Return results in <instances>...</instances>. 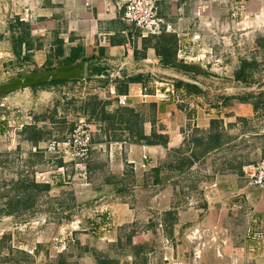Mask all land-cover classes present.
I'll use <instances>...</instances> for the list:
<instances>
[{
	"label": "crops",
	"instance_id": "obj_1",
	"mask_svg": "<svg viewBox=\"0 0 264 264\" xmlns=\"http://www.w3.org/2000/svg\"><path fill=\"white\" fill-rule=\"evenodd\" d=\"M236 1L238 0H221L212 3L209 16L213 19L214 31L220 33L233 26L231 13ZM246 10L250 15L252 28L245 29L244 33L253 36V52L261 53L262 47L258 44L261 43V38H264V0L246 1ZM25 13L34 15V22H24L22 18ZM159 15L169 33L186 31L208 33L205 24L196 20L193 5H183L179 0H165L160 5ZM122 17L123 9L118 0H0V70L7 63H11V67L18 65V68L20 66L28 68L29 65H36L38 68L45 66L58 41L62 43L65 57L80 49V61L95 57L96 66L103 71L101 76L91 81L106 82L107 86L97 91V98L106 104L107 113L113 114L119 109L150 108V105L155 104L158 109L155 126L150 123V115L144 113L145 135L149 136L154 128L158 134L169 138L167 147L149 145L146 141L137 140L136 137L133 139L126 131L113 133L110 131L108 136L105 133L106 123L90 121L95 126L94 138H98L97 146L122 141L127 145L126 150L117 155L115 163H111L108 156L103 153L106 156L108 172L106 175L89 174V187L80 184L50 186V191L41 197L34 205L33 211L29 210L25 217L0 218V264H99V260L118 264H166L163 260L165 253L184 261L185 264H264V249L257 251L256 255H249L248 258H252L250 263H246L238 253L245 245L250 247L264 245V240L258 243L247 236L251 226L255 231L264 233V187H248L244 177V168L264 160V111L254 108V98H252L254 103L250 104L252 99L247 101L243 93L234 96H226L225 93L228 89L245 86L235 82V72L240 68L242 59L234 72L230 71L229 67L228 73L232 72L234 75L233 85L224 88V93L216 97L212 103L209 100L204 102L206 90L201 89L204 93L194 94L189 93L185 87L178 89L196 103L192 105L196 108L193 111L192 125L184 129L178 127L173 129L171 124L167 129H163L160 120L165 116L160 112V104L164 102L151 100L144 103L143 96L150 95L149 85L158 88L159 84L167 80L164 75L154 74V71L179 74L162 67L159 58H153L156 39L160 36L143 39L141 33L132 25L125 23ZM99 33L111 34L108 45L99 46ZM19 37H24L28 46L24 43L18 48L15 40ZM256 46L260 47L259 50L255 48ZM206 73L194 77L195 79L193 76L184 77L200 82L207 89L202 81L204 76L215 81L220 79L209 72ZM138 78V82L133 81ZM255 85L262 84L256 83L253 86ZM33 89L35 88L29 87L17 92L28 96L30 91L27 90L34 94ZM256 92L258 90L253 93ZM112 93L129 95V107L119 108L111 96ZM224 97L230 100H224ZM17 98L22 101L11 104L7 100V105L11 108H23L30 114L34 105L24 104L23 102H27L28 99L22 95ZM213 122L217 124L213 126ZM10 125L11 123L8 127ZM4 128L6 129V126ZM5 129L0 137V154L4 157L11 155L13 151L16 153L26 151V157L21 165L28 167L34 174H46L50 169L49 162L46 166H37L39 160L33 150L38 146L27 141L23 132L16 133L13 142L12 136L9 137L8 130ZM213 134L222 136L221 146L196 161L189 171L182 173L177 170L182 159L175 151L183 147L185 140L205 138V143H208L209 136ZM113 135H116L115 138ZM144 144L149 147L150 157L156 167L140 169L141 172H138L134 167H129L128 162H141V146ZM162 153L166 157L173 156L174 161L164 163L160 157ZM184 155L188 156L186 153ZM42 158L44 160V156ZM59 162V165L63 164L62 160ZM202 167L208 170L204 173L206 182L200 186L201 191L182 193L192 196H189L193 198L189 200V204L182 200L172 205L170 201L167 205L158 203L157 207L154 206L156 199L152 198V203L146 204L139 211L124 202L125 198L132 196L130 191L140 186L142 180L140 175L160 168L161 174L158 178L155 174L154 184H164V173L171 170L175 173L171 180H179L181 183L185 180L181 176L185 177L186 174L195 173L197 177L201 176ZM126 168L134 171V173L131 171V177L125 174ZM176 173H179V176ZM35 180L36 177L34 178L32 174L30 177L21 174L13 180L4 181L0 186V197L11 193L12 186L18 183L28 185ZM214 183L218 188L206 193L204 188ZM117 184H121V187L119 188ZM45 199L48 200L46 201L48 205L55 207L52 210L53 215L67 217H61L56 223L49 222L37 232L25 235L16 231L11 221H3L12 218L16 222L26 223L40 218L39 214L42 211L39 210V205ZM169 214H172L171 222L167 221ZM78 217L84 218L86 226L96 224L101 232L96 235L75 232L73 234L75 242H69L67 251L58 255L55 240L61 239L65 230L70 235L69 232L74 227L73 221ZM109 222L110 233L105 234L102 229ZM159 224L163 226V235L159 233ZM196 230L203 234L205 232L202 237L205 249L198 262L192 259L195 243H192L191 239ZM165 239L173 243L172 250L165 249ZM21 244L25 249L34 251V255L21 249ZM141 245L144 247L143 250L136 253L135 248Z\"/></svg>",
	"mask_w": 264,
	"mask_h": 264
},
{
	"label": "built area",
	"instance_id": "obj_2",
	"mask_svg": "<svg viewBox=\"0 0 264 264\" xmlns=\"http://www.w3.org/2000/svg\"><path fill=\"white\" fill-rule=\"evenodd\" d=\"M121 8L123 9L122 20L128 25L135 27L140 33L143 39L151 37H159L166 32L167 34H175L178 41L177 59L180 63L185 65H195L203 69L205 72L211 74H224L223 68L227 56L236 57L240 55L244 46V37L248 38L250 35L244 33L245 29H251L250 15L246 10V1H236L231 18L233 26L229 27L226 31H214V22L210 18L209 13L211 11L212 3L220 2L221 0H214L209 2L206 0H179L183 5L194 6V16L198 23H204L208 33L191 32L186 31L182 33H169V30L165 28V22L159 15L160 5L165 0H118ZM26 13L23 15V21L26 23H32L35 20L34 15ZM235 23V24H234ZM111 34L99 33L98 44L99 46H106L109 43ZM237 59V58H236ZM153 95H144V103H148L152 99H156L157 102H176L181 103L184 99L181 92L174 86V83L169 81H163L157 86ZM113 100L117 103L119 108H128L130 104V96L127 94L118 95L112 93ZM5 108V105H2ZM8 106V105H7ZM12 113V119L10 122V128L14 129L15 133L22 132L26 127L33 125V118L31 114L26 113L23 108L9 107ZM95 135V126L89 121L86 116L80 118L75 125L72 134L64 142L57 140H49L44 147L45 156L50 157L49 171L46 174L35 173L36 182L39 184H50L54 187L59 186H73L80 184L84 187H89V162L91 158V152L93 150V141ZM100 150L105 153L111 163H115L117 155L123 153L126 150V143L122 141H113L107 144L99 145ZM140 165L141 169L155 168L152 158L150 157L149 147L147 145L141 146ZM38 152V148L33 150ZM58 160H62L63 164L59 165ZM129 166L138 170V163L135 161H129ZM48 175V176H47ZM47 176V177H46ZM244 177L247 181L248 187L251 188H263L264 187V160L257 164L249 165L244 168ZM218 188L216 183L204 188L205 192L210 193ZM11 221L13 228L19 233L25 235L28 233H35L42 227L48 225V221L45 218H35L26 223L16 222L12 218H6L3 221ZM74 227L69 232L70 235L64 231V236L61 239L55 240L56 253L62 254L67 251L69 242H75L73 234L75 232H81L88 235H96L101 232V229L96 225L86 226L84 224V218L78 217L73 221ZM111 223L105 225L102 232L105 234L110 233L109 227ZM159 233L164 234L162 224H159ZM205 234V232H204ZM203 232L196 230L192 234V243H195V248L192 251V259L195 262L201 260L205 244L203 240ZM68 236V237H67ZM247 236L254 242H261L264 240V233L256 230L254 227H249ZM173 243L169 239H165V249L172 250ZM21 249H25L21 244ZM264 249V245L257 244L256 246H243L239 249L238 253L242 256L246 263H250L249 255H256L259 250ZM27 250V249H25ZM27 253L34 255V251L27 250ZM164 262L166 264H185L184 261L174 258L171 254L165 253Z\"/></svg>",
	"mask_w": 264,
	"mask_h": 264
},
{
	"label": "rangeland",
	"instance_id": "obj_3",
	"mask_svg": "<svg viewBox=\"0 0 264 264\" xmlns=\"http://www.w3.org/2000/svg\"><path fill=\"white\" fill-rule=\"evenodd\" d=\"M264 37V36H263ZM244 46L243 50L240 52L241 56L236 55V57H232L230 55L227 56L226 63L224 64V74H212L215 75L216 78L220 79L219 81L212 80L211 78H208L206 76L203 77V83L206 85L207 89L205 91V98L206 101H211L210 103L214 102L216 97L224 93V88L229 87V85H233V73H228L229 67L230 71L234 72V69L236 66H239V62L244 59H255L260 61L261 70L257 74L254 75V80L256 83H261L262 85L259 86L258 92L264 91V38H261V43L258 45L262 47L261 53H255L252 50V44H253V36L250 35L248 38L244 37ZM245 55V56H242ZM238 58V59H236ZM235 60V61H234ZM2 61V58H1ZM234 61V62H233ZM11 63L5 64V66L1 67L0 70V86L10 83L14 80H16L18 77L22 75H29L32 74V70L28 67L23 68L20 66L18 68V65L16 67H11ZM154 67H158V65H154ZM40 71H47L46 65L38 68ZM181 75V74H179ZM219 75V76H217ZM184 76V75H181ZM97 77V76H94ZM163 77V76H162ZM220 77V78H219ZM165 78V77H164ZM224 81H223V80ZM86 81V82H85ZM236 82V81H235ZM105 81H91V80H83L79 82H73V83H67V84H61V85H55V86H44V87H38L33 89L34 94H32L31 90L30 95H25L19 92H15L5 98L0 99V137L2 136V132L5 129L4 126H6L5 131L8 130V134L13 139L16 138V133L14 132L13 128L8 127L9 123L12 119V113L10 110H7V100L9 102L15 103L22 100H19L17 98L19 95H22V97H26L28 101H24V104H27L29 106H32L31 108L32 112L30 113L33 120V125H36L38 129L43 130L45 136L44 140L40 142V145L37 147L38 152L35 154L39 160L37 163V166H46L47 162H50V157L45 156L44 154V147L46 146L47 142L49 140H57L59 142H64L68 139V137L72 134L75 125L77 124L78 120L83 117V105L86 101H89L91 97H97V91L100 90V88L106 87ZM246 87V86H242ZM253 87V86H251ZM155 88H152L149 85L148 93L150 95H153L155 93ZM256 92V93H258ZM184 99L181 103L176 102H164L161 103L160 112L162 113V116H165L162 120H160V126L163 129H167L172 124V128L175 129V127H178L180 129H184L185 127H190L192 125V116L193 111H195L196 108H194L192 105H196V103L192 102V99L186 96L185 94H182ZM42 99H40L41 97ZM23 99V98H22ZM25 100V99H24ZM156 99H152V101H155ZM29 102V103H28ZM250 104L254 103V100H250ZM238 104V103H237ZM5 105V108L2 106ZM206 105V103H205ZM140 107V106H139ZM137 111L144 112L147 115H150L151 110L148 107H140L137 108ZM170 115V116H169ZM176 117V118H175ZM88 119H91L89 116H87ZM188 120V121H187ZM93 122V120H92ZM182 126V127H180ZM18 133V132H17ZM10 138V139H11ZM98 138L95 137L93 141V150L91 152V158L89 162V174L95 175V174H107L108 166L106 163V156L103 154V152H100L99 146H97ZM19 154V155H18ZM26 151L22 153H16L13 151L11 152V155L4 156L0 154V186L3 184L4 181H10L16 178L17 176L21 174H26L27 177L34 176V172L30 170L25 165H21V162L24 161L26 157ZM44 156V160L42 158ZM161 161L164 163H171L174 161L173 156L166 157L164 153H162ZM43 161V162H42ZM60 160H58V164ZM129 166V165H128ZM130 167V166H129ZM141 169L140 163H138V172ZM201 176L197 177V174H186L184 183H179V180H171L173 179V176L175 173L174 171L168 170L166 173H164L165 183L162 184H154V171H151L150 173L146 175H140L142 180L140 186H137L135 189L133 188L130 192L132 193V196H129L124 199V202L126 203L134 210H139L143 207H145L146 204H151L153 199H156V204L154 206H157V204L167 205L170 201L174 205L177 201H184L189 204V200H193V198H190L189 195H183L182 193H191L201 191L200 186L202 187L203 184L206 182L205 174L207 172L206 169L203 167L201 168ZM131 171L134 173V171L131 168H126L125 174L129 177L132 176ZM161 174V173H160ZM176 175L179 176V173H176ZM191 175V176H190ZM190 178H189V177ZM170 179V181H169ZM159 182V181H158ZM126 183H128L126 181ZM118 187H121V184H117ZM129 191V190H127ZM175 192V193H174ZM178 194V195H175ZM129 195V194H128ZM175 195V196H174ZM182 197H181V196ZM184 196V199H183ZM192 197V196H191ZM48 200H44V202L40 203L39 210L42 211L39 214L40 218L47 219L48 222H58L61 217H67L66 215H60L55 216L53 215V211L55 207L48 205L46 202ZM52 207V208H51ZM158 207V206H157ZM51 210V211H50ZM47 211V213H46ZM159 216V215H157ZM160 219V216L158 217ZM157 218V220H158ZM141 222L142 218L139 219ZM156 220V221H157ZM159 221V220H158ZM157 221V222H158ZM159 229V227H158ZM141 230V228H140ZM138 230L140 233L141 231ZM162 235V234H161Z\"/></svg>",
	"mask_w": 264,
	"mask_h": 264
},
{
	"label": "trees",
	"instance_id": "obj_4",
	"mask_svg": "<svg viewBox=\"0 0 264 264\" xmlns=\"http://www.w3.org/2000/svg\"><path fill=\"white\" fill-rule=\"evenodd\" d=\"M25 36V33H23ZM155 38V37H151ZM156 44L154 47L155 53H153V58H159L161 61L162 67L165 69H168L170 71H173L177 74L185 75L187 77L192 78L200 75L207 74L203 69L197 67V66H191V65H185L183 63H180L177 60V52H178V43L176 40V36L172 34H163L159 38L156 39ZM16 45L18 48L22 46V44H28L26 43V40L24 37H19L15 40ZM257 50H259L260 47L256 46ZM81 50L77 49L76 51H73L70 56L65 57L64 49L61 42H57V46L52 51V54L50 56L49 61L46 64L47 71L55 70L62 66H68L71 64H74L78 61H80V54ZM95 57L86 59V62H92L95 60ZM98 59V58H97ZM30 69L32 70L31 73H35L38 69L36 65H29ZM261 65L258 61L255 59L253 60H242L240 68L235 72V81L238 83H241L245 85L246 87H251L254 84H256V81L254 80V75L260 72ZM103 71L99 69L96 64H92V71L89 73V76L86 80H91L95 78L94 76H101ZM24 75L18 77L17 79L23 77ZM26 76V75H25ZM195 79V78H194ZM134 82H138V79L133 80ZM73 82H79V81H57V82H51L46 84H40V85H33L31 88H38V87H44V86H55V85H61V84H67V83H73ZM174 86L177 89H181L185 87L189 93L194 94H202L204 91H202L200 88L186 84L182 81H176L174 83ZM29 88V87H28ZM248 99H255L254 108L255 109H261L264 111V91L258 92V93H243ZM255 95V96H254ZM224 100H230V98L224 97ZM1 99V98H0ZM150 123L152 126H155L158 109L155 104L150 105ZM83 116H89L91 119L89 121L93 123H106L107 128L105 130V133L109 136L110 131L116 132V131H126L129 132V135L134 139V137L137 138L139 141H146L149 145H162L163 147L168 146L169 138L158 134L156 131H154V128L149 136L145 135L144 125H145V114L144 112H139L134 109H119L116 111V113L109 114L106 111V104L103 103L99 98L97 97H91L89 101H86L83 105ZM217 124L216 122H213L212 125L214 126ZM23 135L25 136V139L31 143H33L35 146H39V143L44 140V132L41 129H38L36 125H31L26 127L23 131ZM115 134V133H114ZM113 135V138H115ZM221 135L220 134H213L209 136V142L205 143V138L203 139H191V140H185L183 143V147L177 149L175 153L181 157L182 162L178 166L177 170L184 173L185 171H189L196 161H198L200 158L206 156L209 152L212 150L218 148L221 146ZM109 139V138H108ZM193 145V146H192ZM188 154V156L184 154ZM154 173L157 175L160 174L161 169H155L153 170ZM156 179V178H155ZM158 182V181H156ZM51 185L49 184H39L35 181L31 184H24V183H18L16 186H12L11 193L4 194L2 197H0V218L2 217H11L15 216L17 218L25 217L26 213L29 212V210L34 208V205L38 203L43 195L48 193L51 189ZM6 199L4 202L3 199ZM33 213V212H32ZM28 215V214H27ZM171 216L172 214H169V222H171ZM144 247L137 246L135 248L136 253H140L143 250ZM106 259V258H105ZM99 264H118L113 263L110 261L105 260H99Z\"/></svg>",
	"mask_w": 264,
	"mask_h": 264
},
{
	"label": "water",
	"instance_id": "obj_5",
	"mask_svg": "<svg viewBox=\"0 0 264 264\" xmlns=\"http://www.w3.org/2000/svg\"><path fill=\"white\" fill-rule=\"evenodd\" d=\"M96 60L92 62L78 61L74 64L68 66H62L55 70L50 71H40L37 70L35 73L23 76L16 79L10 83L0 86V98H5L17 91L23 90L25 88L31 87L33 85L46 84L57 81H83L89 76L92 71V64H95ZM154 74L164 75L167 80L171 83L176 81H182L186 84L196 86L202 90H206L205 87L198 81L189 79L187 77L176 75L174 73L164 72L156 70ZM259 90V86L255 85L253 87H243V88H231L226 90V96H234L240 93H252Z\"/></svg>",
	"mask_w": 264,
	"mask_h": 264
}]
</instances>
